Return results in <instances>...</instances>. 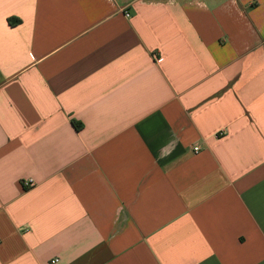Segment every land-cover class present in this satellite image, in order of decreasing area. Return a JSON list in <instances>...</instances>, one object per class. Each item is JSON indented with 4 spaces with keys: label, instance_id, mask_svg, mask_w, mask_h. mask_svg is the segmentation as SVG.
I'll use <instances>...</instances> for the list:
<instances>
[{
    "label": "crops",
    "instance_id": "1",
    "mask_svg": "<svg viewBox=\"0 0 264 264\" xmlns=\"http://www.w3.org/2000/svg\"><path fill=\"white\" fill-rule=\"evenodd\" d=\"M0 264H264V0H0Z\"/></svg>",
    "mask_w": 264,
    "mask_h": 264
},
{
    "label": "built area",
    "instance_id": "2",
    "mask_svg": "<svg viewBox=\"0 0 264 264\" xmlns=\"http://www.w3.org/2000/svg\"><path fill=\"white\" fill-rule=\"evenodd\" d=\"M127 16H129L128 14H127ZM195 152H197V151H199V148L198 147H195ZM25 185H27V186H32V183H31V181H27L26 183H25ZM58 260H54V263H56Z\"/></svg>",
    "mask_w": 264,
    "mask_h": 264
},
{
    "label": "trees",
    "instance_id": "3",
    "mask_svg": "<svg viewBox=\"0 0 264 264\" xmlns=\"http://www.w3.org/2000/svg\"><path fill=\"white\" fill-rule=\"evenodd\" d=\"M9 22H11V20H9Z\"/></svg>",
    "mask_w": 264,
    "mask_h": 264
}]
</instances>
